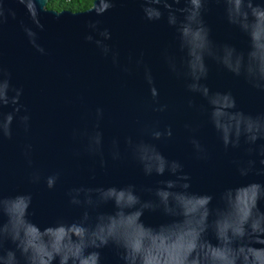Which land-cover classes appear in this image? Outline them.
I'll use <instances>...</instances> for the list:
<instances>
[{
  "label": "water",
  "instance_id": "obj_1",
  "mask_svg": "<svg viewBox=\"0 0 264 264\" xmlns=\"http://www.w3.org/2000/svg\"><path fill=\"white\" fill-rule=\"evenodd\" d=\"M0 0V264H264V0Z\"/></svg>",
  "mask_w": 264,
  "mask_h": 264
},
{
  "label": "trees",
  "instance_id": "obj_2",
  "mask_svg": "<svg viewBox=\"0 0 264 264\" xmlns=\"http://www.w3.org/2000/svg\"><path fill=\"white\" fill-rule=\"evenodd\" d=\"M96 0H49L48 9L58 12H86L93 7Z\"/></svg>",
  "mask_w": 264,
  "mask_h": 264
}]
</instances>
